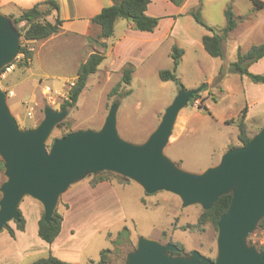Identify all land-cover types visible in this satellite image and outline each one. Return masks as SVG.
<instances>
[{"label": "rangeland", "instance_id": "1", "mask_svg": "<svg viewBox=\"0 0 264 264\" xmlns=\"http://www.w3.org/2000/svg\"><path fill=\"white\" fill-rule=\"evenodd\" d=\"M13 1L0 0V13L11 20L20 34V46L31 53V58L25 62L24 54L19 53L8 64L15 65V68L7 74L3 86L6 91L14 92V96L8 98L7 103L21 130L36 128L43 121L47 107L58 112L63 111L61 105L77 79L80 64L86 61L89 54L98 52L106 58L98 72L89 77L76 107L66 109L67 115L59 124L62 126L54 129L48 146L52 144L54 138L62 137L66 133L99 130L115 103L118 104L117 129L120 138L131 144L140 145L156 130L166 109L183 90L197 92L201 98L194 103L190 101L180 111L169 143L164 149V155L185 172L201 174L217 166L232 146L240 145L237 121L247 105L248 134L253 137L263 128L264 101L260 98H264V88H254L258 85L246 78L241 80L237 73H227L220 83L217 82V78L222 67L236 60L237 45L242 51H247L251 46L264 41V8H255L260 14L255 15V21H249L248 24L255 23L253 28L245 27L235 31L233 35L230 34L224 43L225 56L221 59L209 56L203 47L202 38L211 35V32L199 25L190 14H186L190 9L188 13L197 10L198 7L192 8L198 0H188L182 7L174 8L157 2L156 15L179 14L177 12L179 10L183 13L182 16L176 17L177 36L164 38L169 28V19H162L155 34L162 37L157 43L156 50L144 63L139 64L132 76V83L126 85L121 82L124 68L118 72L111 68V64L116 63L119 66L118 57L134 52L138 43L133 38L123 44L124 53L118 56V51L117 54L111 52L112 38L107 41V48L101 46L103 40L99 39L100 29L97 26L88 38L81 39L73 33L83 30V26L79 22L68 21L66 26L70 24L68 26L70 33L63 29L47 42L37 41L39 44L26 41L22 36L24 23L16 24L13 21L24 9ZM57 1L60 4L61 19L65 21L68 17L72 18L71 15H74L72 2ZM100 2L105 6L112 4L110 0ZM202 2L203 20L221 31L226 26L224 11L231 1ZM251 7L252 4L248 0H236L233 11L237 21L238 15L249 12ZM258 24L262 26H257ZM120 25L115 35L117 37L122 34ZM173 46H178L184 51L177 70L179 83L164 82L159 77L160 71L173 68L171 57ZM118 50L121 52L120 48ZM135 54L137 59L141 58L138 57L139 53ZM118 84L121 85L117 93H112ZM202 101L211 114L199 111L198 106ZM231 119H235L236 123H227ZM97 176L92 175L84 181L91 182L92 178ZM105 176L120 184L133 183L122 182L110 174ZM5 181L6 177L2 173L0 186ZM58 207L63 210L65 207L68 208V205L61 198ZM202 212L201 205L184 206L177 195L164 191L148 195L140 186L133 184L126 189L116 188L113 195L102 201L76 200L71 212L66 215L63 238L71 236L70 230H74V244L77 249L72 254L77 255L80 264H86L90 260L99 261L104 250L110 251L107 254L108 264H125L127 255L137 247L140 239L153 240L161 244L181 243L184 246L183 256H190L197 251L203 257L214 260L217 258L218 229L212 224H207L204 232L183 230L187 225L196 224ZM12 223L14 222H11L10 227ZM124 228L128 231H123ZM5 233L9 231L7 229L0 231V236ZM37 239L32 240L33 253L20 264H31L51 254L47 244L42 241L41 246L40 239ZM247 242H251L252 246L261 251L264 246V230L257 226L248 236ZM179 252L180 249L174 252V255ZM17 262L16 260L15 264Z\"/></svg>", "mask_w": 264, "mask_h": 264}, {"label": "water", "instance_id": "2", "mask_svg": "<svg viewBox=\"0 0 264 264\" xmlns=\"http://www.w3.org/2000/svg\"><path fill=\"white\" fill-rule=\"evenodd\" d=\"M20 47L19 32L0 13V71L18 56ZM195 95L197 92L183 90L140 145L120 138L115 103L99 130L75 131L48 146L67 111L47 107L36 128L21 130L7 103V93L0 90V159L6 177L0 186V231L20 221L25 197L38 201L44 220L50 222L71 186L109 172L135 182L148 195L169 192L184 206L199 204L204 211L220 197L233 196L217 224L216 259H207L197 251L190 256L174 255L179 248L173 243L140 239L125 264H264V250L247 242L264 218V126L245 146L229 149L217 166L201 174L185 172L164 155V149L180 111Z\"/></svg>", "mask_w": 264, "mask_h": 264}, {"label": "trees", "instance_id": "3", "mask_svg": "<svg viewBox=\"0 0 264 264\" xmlns=\"http://www.w3.org/2000/svg\"><path fill=\"white\" fill-rule=\"evenodd\" d=\"M111 5L104 7L101 12L92 19V24L100 29L99 39L103 40L101 46L107 48V41L111 39L115 34V25L120 20H126L132 24L134 30L141 32H153L159 24L158 18L150 17L146 14L148 6L152 3V0H110ZM255 7L263 9L264 2L261 0H250ZM175 6L180 7L184 4L185 0H170ZM194 20L204 27L207 31L211 32V35H205L202 38V44L205 51L209 56L213 58H224V43L230 34L237 28L238 21L234 14L231 6L225 12L226 26L218 31L215 28L209 26L202 18L201 11L198 9L195 12L190 13ZM53 18V20H52ZM14 23H24L22 29V36L26 41H43L58 35L62 30L65 21L61 19L60 16V4L57 0H45L36 3L32 8L23 10L19 17H14ZM98 42V41H97ZM19 53L24 54L25 62L31 58V53L23 46L20 47ZM184 51L178 46H174L172 49L171 57L173 59L172 70H162L159 72V77L162 81H174L179 83L177 78V70L181 64L182 56ZM264 58V42L258 45H253L247 51H242L241 48L237 52V57L234 62L227 64L226 67H222L219 71V76L217 82L220 83L226 74L229 72L237 73L242 79L246 78L255 84H264V75L253 74L249 71V68L257 63L259 60ZM105 60V56L98 52H92L85 62L81 63L78 72L77 79L73 83L69 90L68 97L61 105L62 110L72 109L76 107L79 98L84 91L87 81L90 76L97 73L100 65ZM134 73V67L128 65L123 69L122 83L130 85L132 83V76ZM121 84H118L112 91L116 94ZM201 98L200 94L194 96L191 103L199 100ZM199 111L211 114L210 110L202 104L198 106ZM248 114V106L243 109L240 119L237 121V126L239 130L238 140L239 146H232L231 148L242 147L248 144L252 138L248 134V126L246 123V118ZM227 123H236L235 119L228 120ZM62 125H58L61 127ZM64 134L62 137L68 135ZM61 138L56 137L54 140ZM0 172L4 173V166L0 160ZM105 174H110L113 177H118L122 182H131V180L119 176L114 173L103 172L97 177L92 178L91 186L95 187L98 183L104 181H112L109 176ZM232 193L226 194L220 197L214 206L208 210L202 212L198 221L194 225H187L183 227V230H193L204 232L205 226L207 224H212L215 229H217V224L220 218L228 211L231 201ZM63 210L57 207L53 219L50 222L44 220V214H42L41 219L38 223V236L41 240L47 244H52L58 238L62 230V223L64 220ZM20 221L16 224V229L19 231H24L26 226V221L20 211ZM258 227L264 230V218L259 222ZM7 229L12 237H15V231L7 226ZM123 231H128L124 228ZM175 244L180 252L175 255H182L184 252V246L181 243L170 242ZM252 244L251 242L249 243ZM264 250V246L261 251ZM109 250H104L100 254L99 261L90 260L86 264H108ZM31 264H67L53 254H49L46 258H41Z\"/></svg>", "mask_w": 264, "mask_h": 264}, {"label": "crops", "instance_id": "4", "mask_svg": "<svg viewBox=\"0 0 264 264\" xmlns=\"http://www.w3.org/2000/svg\"><path fill=\"white\" fill-rule=\"evenodd\" d=\"M42 1H45V0H14L13 2H15L16 4H18V6L26 10V9L32 8L36 3L42 2ZM70 1L72 2L71 5H73L72 7L74 9V15H71L72 18H69V17L68 19L66 18L65 20L66 22L64 23L63 29L65 32L70 33L69 31L70 27H68L70 26V24L66 26V23L68 21L79 22V24L83 26V30H78L74 32L73 34L79 36L81 39H86L90 36L93 29L95 28V25L92 24V19L96 15H98L101 12V10L106 6L103 5V3L100 2V0H78L77 3H76V0H70ZM187 1L188 0H185L183 5H185ZM202 1L203 0H198V3L192 9H195L198 7L197 10L199 9L201 11L202 8L204 7V3ZM229 1H231L230 5H232V9H233V5L235 4L236 0H229ZM248 1L251 2L250 0ZM261 1L264 2V0H261ZM83 2L84 4L81 5V3ZM157 2L165 3L167 4V6H170V8L177 7L172 2H170V0H152V3L148 6L146 14L150 17L159 19L158 27L162 19H165V18L169 19V28L166 30V34L164 38L168 39L172 36H177L176 26L178 23V19L176 17L182 16L183 13H181V10H179L177 11L179 14L167 13V14L156 15L155 8L157 6L156 5ZM251 4H252V7L250 8L251 10H249V12L238 15L239 17L238 26L231 33V35L235 34L237 31L245 27H247L246 29L253 28V25L255 23H252V22L256 20L255 15L260 14V13H258L255 10L256 7L252 2ZM228 5L225 8L224 14L226 10L228 9ZM80 10H81V13H80ZM188 12H186V14L189 15L190 13ZM249 21H252V22L248 24ZM118 25L122 27V31H121L122 34L119 37L115 36ZM257 26H262V25L258 24ZM157 28L153 32H141V31L134 30L132 27V24L126 20L118 21L115 25V34L111 39L113 41H111L110 43L112 47L111 48L112 54L113 53L117 54V51H118L119 52L118 56H120L123 52L122 50L123 44H126L127 43L126 41L131 40V38H133L138 43V45L134 49V52L133 51L131 52V54L125 53L123 56L118 57L120 59L119 66H117V64L115 63V64H111V68L113 70H118L119 72L120 69L122 70L123 68L126 67V65L130 64L134 67V73H135L139 64L144 63L145 60H147L150 56H152V53L156 50L157 43L162 38L160 36L157 37L155 35ZM48 40H43L39 42L41 43L47 42ZM39 42H37L36 44H39ZM119 48L121 49V52L118 50ZM239 49L240 47H238L237 45V51ZM135 53H139L138 57H141V58L137 59V56ZM121 57H123V59ZM104 61H106V58ZM249 71L253 74L264 75V58L259 60L257 63L253 64L249 68ZM257 85L258 86L254 88L256 89L264 88V84H257ZM260 99H263L264 101V98L261 97ZM1 174L2 173L0 172V177H1ZM84 180L71 186L68 189V191L62 195L61 198L63 202L66 205H68V208L66 207L64 208V212H63L64 220L62 223L61 233L58 236V238L54 241V243L47 244L45 242L49 248L50 253L67 264H80L77 255L72 254V253H75L77 249V247L74 244V230L72 229L70 230L71 236H69L68 238H63L64 232H65V226H66V215L71 212L74 202L76 200L89 201L90 199L91 201L95 199L102 201L103 199H106L109 195H113L116 191V188L126 189L128 187H131L133 184H136L134 182L130 184H120L112 180V181L100 182L95 187H92L90 181H84ZM64 196L66 197L64 198ZM20 211L26 221L25 230L24 231L17 230L16 224L12 223L11 228L15 231V237H12L9 233H5L4 235L0 236V264H15L16 260L18 261L16 264H20L26 257H28L30 254L33 253L32 240L34 239L35 241H37L38 240L37 238H39L38 223L43 214V208L41 204L31 197H25L22 203L20 204ZM40 240L39 242H41L40 245L42 246L43 240L41 241ZM65 250L71 251V252H66Z\"/></svg>", "mask_w": 264, "mask_h": 264}, {"label": "built area", "instance_id": "5", "mask_svg": "<svg viewBox=\"0 0 264 264\" xmlns=\"http://www.w3.org/2000/svg\"><path fill=\"white\" fill-rule=\"evenodd\" d=\"M15 68V65L11 64V65H7L5 68H3L0 71V90H3L7 93L8 98H11L14 96V92L13 91H6V89L3 86V82L7 79V74L10 73L11 71H13ZM49 90V88H47Z\"/></svg>", "mask_w": 264, "mask_h": 264}]
</instances>
